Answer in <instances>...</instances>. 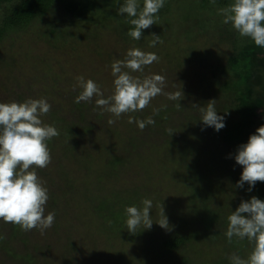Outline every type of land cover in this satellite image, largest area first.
I'll use <instances>...</instances> for the list:
<instances>
[{
  "label": "rangeland",
  "instance_id": "1",
  "mask_svg": "<svg viewBox=\"0 0 264 264\" xmlns=\"http://www.w3.org/2000/svg\"><path fill=\"white\" fill-rule=\"evenodd\" d=\"M8 1L0 0V11ZM175 3L164 15L167 21H173L170 14L187 21L198 8L196 0ZM61 15V11L54 13L55 18ZM194 26L192 22L191 31L198 32ZM72 28L74 32L65 40L55 39L37 23L29 30L11 32L0 43V102L46 98L52 107L42 120L60 132L48 141L51 163L36 169L49 193L45 215L54 213L55 221L41 234L39 229L24 231L0 220V235L6 237L0 240V264H231L233 253L246 259L253 249L247 239L239 240V251L201 236L178 250L162 251L165 238L200 230L199 220L214 219L204 208L195 212L185 167L195 165L205 171L216 168L208 157L223 141H212V133L218 131L203 124L202 114L195 115L213 99L218 115L227 117L223 111H229V107L218 91L212 67L192 59L190 48L192 45L203 53H214L209 59L214 65L227 61L229 43L208 35L187 42L172 34L168 41L161 39L163 43L151 47V41L138 45L125 39L112 24L80 20ZM157 33L161 35L160 30ZM130 48L154 52L160 58L143 74L133 75H163L164 92L181 91L184 98L177 101L158 95L146 109L118 119L102 112L95 98L90 103H76L81 89L73 90V86L79 76L94 80L105 97L112 95L111 64L124 59ZM177 104L181 106L177 108ZM57 109L70 123L68 128L51 122L50 116ZM165 110L167 118L162 119ZM129 116L134 120L159 116L161 123L141 131L136 123L128 122ZM109 119L115 123L109 125ZM168 129L174 133L170 135ZM228 149L220 158L221 166L209 175H214L209 190L210 203L218 210L214 223L218 228L228 227V216L249 198L247 191L237 186L243 166L235 160L237 152ZM190 172L191 177L200 176L196 168ZM231 176L235 180L231 181ZM144 199L153 202L152 228L141 227L131 234L125 209L142 208ZM111 207L117 210L112 213ZM163 208L171 230L156 223Z\"/></svg>",
  "mask_w": 264,
  "mask_h": 264
},
{
  "label": "clouds",
  "instance_id": "2",
  "mask_svg": "<svg viewBox=\"0 0 264 264\" xmlns=\"http://www.w3.org/2000/svg\"><path fill=\"white\" fill-rule=\"evenodd\" d=\"M215 4V0H211ZM165 6V0H124L117 9L118 15L129 18L133 26L128 35L134 40H140L143 30L157 24L158 13ZM223 16V23H231L241 37L251 38L255 45L264 47V0H233V3L218 9ZM150 46L163 43L161 37L152 34ZM159 56L154 52H145L139 48H130L124 59H117L111 64L114 77L112 95L105 97L104 91L92 79L83 76L76 78V85L81 89L75 102H92L102 112L112 114L117 119L124 114L139 112L146 109L158 95H166L169 100L181 101L184 94L181 91L164 92L166 78L160 74L136 76L143 74L145 68L154 62H159ZM215 99L207 103L206 109L201 107L202 121L205 126L214 127L216 131L225 127V117L218 115L215 109ZM181 104H177L179 108ZM51 104L46 98H28L23 102H0V220L5 223L19 225L22 230L39 229L41 234L50 228L54 221V213L45 215V206L49 199L48 189L44 181L37 175L36 169L46 168L52 161L48 141L60 135L59 130L43 122L42 117L51 111ZM154 112L158 114L159 110ZM129 123H136L141 131L149 125H155L153 117L134 120L129 116ZM115 123L109 119L108 124ZM170 135L174 133L168 129ZM237 164L243 166V172L238 187L249 184V191L258 181L264 182V125L258 127L250 135L247 143L241 144L235 155ZM143 207L127 206L125 209L126 226L131 234L150 230L153 225L150 211L153 202L150 199L142 201ZM228 227L225 233L231 243L233 237L239 240L247 239L253 244V249L245 259L233 253L229 260L231 264H264V200L252 196L250 200L242 201L239 207L228 216ZM162 228L171 230L164 208L161 219L156 221ZM6 237L0 235V240Z\"/></svg>",
  "mask_w": 264,
  "mask_h": 264
},
{
  "label": "trees",
  "instance_id": "3",
  "mask_svg": "<svg viewBox=\"0 0 264 264\" xmlns=\"http://www.w3.org/2000/svg\"><path fill=\"white\" fill-rule=\"evenodd\" d=\"M176 1L165 0V6L158 13L159 22L157 21V24L143 30L142 38L137 41L128 35L133 27L128 22L129 18L126 14L122 16L117 13V9L124 3V0H9L0 11V43L11 32L29 30L37 23L45 26L46 34L54 36L55 39L65 40L68 34L74 32L72 26L80 20L112 24L114 30L120 31L125 39H132L138 45L145 41H152V34H156L159 30L161 35L158 33L156 35L166 41L170 39L169 36L172 34L179 35L180 39L183 38L187 42L196 41L200 35L215 36L216 39H219V42L227 41L230 47L227 61L217 62L214 65L209 63V59L214 53H203L192 45L190 48L192 59L198 60L200 65L204 67H212L211 72L214 78L216 77L218 91L223 93V99L228 102L226 106L229 107V111H223L227 115L224 121L225 127L220 129L217 134L212 133L213 136L210 137L212 141L214 139L223 141L222 145L220 144L221 147L212 151L208 157L209 163L217 164L216 168L205 171L194 164V166L185 167V180L188 183L187 188L190 190V200L197 208L195 212L204 208L207 211V216L214 217V219L210 218V220L202 221L197 218L199 222H202V229L189 234L165 238L162 251L178 250L191 241L192 238L200 236L212 242H221L224 244L225 249L237 248L239 251V239L233 237L230 243L225 235L227 227L218 228L214 224L218 210L210 203L212 201L210 195L212 191L209 190V185L213 182L214 175L211 177L209 175L221 166L220 158H222L225 150L227 151L229 148L228 151L237 152L239 146L247 143L250 135L256 132V127L262 126L261 122L260 126L255 123L254 117L258 115L256 109L264 107V93L256 88L258 83L264 85V47L256 46L249 37H241L231 23L224 24L222 22L223 16L218 14V9L228 6L233 3V0H215V4L211 0H196L198 8L191 15V19H187V21L179 20L169 13L173 17V21H167L164 15L172 10V6L176 4ZM140 3L142 6L143 0ZM57 11L62 12L61 18L54 17V13ZM192 22L195 23L194 27L198 32L191 31ZM179 42L181 43V41ZM218 79L220 80L218 81ZM167 114L168 111H163L162 119H166ZM200 114H202L200 109H197L195 116L198 117ZM57 118H60V121L55 122ZM158 118L159 116L153 119L156 122L155 124L160 125L161 122ZM50 119L52 123H62L64 128L69 127L70 123L66 119L64 120V114L60 112V109L53 111ZM195 168L199 171L200 176L191 177L190 171H194ZM230 175L231 172H229L227 180ZM232 178L234 176H231V181H233ZM249 187L248 183H245L242 187L243 191H247L248 200L252 196L264 200V182L258 181L251 191L248 190ZM97 208L101 209L100 206ZM115 210H117L115 207H111L110 212L113 213ZM101 211L103 210L101 209ZM14 226L19 228V225L14 224ZM182 258H186V256H182Z\"/></svg>",
  "mask_w": 264,
  "mask_h": 264
},
{
  "label": "flooded vegetation",
  "instance_id": "4",
  "mask_svg": "<svg viewBox=\"0 0 264 264\" xmlns=\"http://www.w3.org/2000/svg\"><path fill=\"white\" fill-rule=\"evenodd\" d=\"M256 88L258 91H263V93H264V85L263 84L258 83ZM256 111H257L258 115L256 117H254V119L256 120L255 123L259 124V126H260V122H261V124L264 125V107L257 108ZM257 128L258 127H256V129Z\"/></svg>",
  "mask_w": 264,
  "mask_h": 264
}]
</instances>
